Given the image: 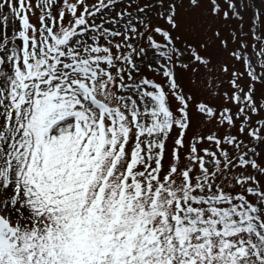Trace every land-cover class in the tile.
Instances as JSON below:
<instances>
[{
    "label": "snow or ice",
    "instance_id": "1",
    "mask_svg": "<svg viewBox=\"0 0 264 264\" xmlns=\"http://www.w3.org/2000/svg\"><path fill=\"white\" fill-rule=\"evenodd\" d=\"M0 264H264V0H0Z\"/></svg>",
    "mask_w": 264,
    "mask_h": 264
}]
</instances>
